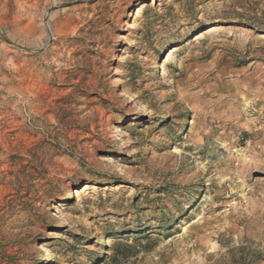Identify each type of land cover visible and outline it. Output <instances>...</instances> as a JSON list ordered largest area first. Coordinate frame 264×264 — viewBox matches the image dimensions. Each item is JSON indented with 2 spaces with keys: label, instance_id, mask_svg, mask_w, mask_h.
I'll list each match as a JSON object with an SVG mask.
<instances>
[{
  "label": "rangeland",
  "instance_id": "obj_1",
  "mask_svg": "<svg viewBox=\"0 0 264 264\" xmlns=\"http://www.w3.org/2000/svg\"><path fill=\"white\" fill-rule=\"evenodd\" d=\"M0 264H264V0H0Z\"/></svg>",
  "mask_w": 264,
  "mask_h": 264
},
{
  "label": "bare ground",
  "instance_id": "obj_2",
  "mask_svg": "<svg viewBox=\"0 0 264 264\" xmlns=\"http://www.w3.org/2000/svg\"><path fill=\"white\" fill-rule=\"evenodd\" d=\"M142 6H140L137 10H136V15L138 14V13H140L141 12V10H142ZM213 28H210L209 30H212ZM198 36H196V38H197ZM173 50H174V48H173ZM116 84L114 83V86H115ZM112 121H113V118H111V119H109L108 120V122H107V127H111V125H112ZM109 129V128H108ZM37 248V245H35V247H34V249H36Z\"/></svg>",
  "mask_w": 264,
  "mask_h": 264
}]
</instances>
